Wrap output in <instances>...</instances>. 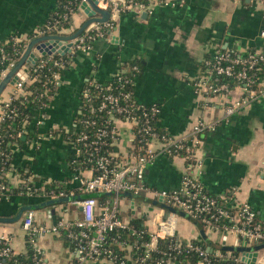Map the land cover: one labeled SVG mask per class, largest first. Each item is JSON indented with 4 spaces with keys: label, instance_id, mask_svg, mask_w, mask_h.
<instances>
[{
    "label": "crops",
    "instance_id": "1",
    "mask_svg": "<svg viewBox=\"0 0 264 264\" xmlns=\"http://www.w3.org/2000/svg\"><path fill=\"white\" fill-rule=\"evenodd\" d=\"M61 5L62 0H0V43L6 44L15 36L29 43L32 37L42 34ZM87 18L79 7L71 15L72 29H79ZM221 50L264 52V0H171L139 15L134 11L122 12L110 37L97 39L90 50L75 53L73 64L62 74V83L48 103L45 119L30 124V129L35 131V145L27 152L18 148L13 153L11 188L21 186V175L33 174L41 181L69 182L71 188L78 189L77 183L70 182L73 145L65 136L57 135L58 130L77 129L81 91L90 80L105 85L124 64L135 61L141 66L133 88L135 98L140 104L160 106L161 128L181 136L200 120L209 125L197 150L195 166L204 188L221 200L232 197L236 202L249 204L264 219V98L228 116L224 100L212 94H200L195 86L206 61ZM13 89L9 85L0 101L9 99ZM240 95L241 90L236 89L230 100ZM118 131L119 141L114 151L124 154L133 142L132 128L119 122ZM187 168L188 161L183 156L160 155L148 168L146 182L157 190L178 189ZM36 200L17 192L0 201V214L14 215L21 206L35 204ZM135 203L134 208L129 198H123L124 219L151 210L143 201ZM37 211V221L47 224L54 223L60 213L69 219L83 216L81 206L70 202L56 209L52 206ZM162 214L166 218L163 210ZM23 219L0 224V233L10 238L16 254L27 252ZM152 220L145 217L149 230L155 231L157 226ZM170 221L169 229L181 240L202 237L198 227L187 218L173 215ZM207 234L219 244L246 243L234 233L221 235L209 231ZM37 239L47 264H69L77 257L62 234L41 235ZM86 264L111 262L105 259ZM128 264L138 263L129 259ZM256 264H264V249L260 250Z\"/></svg>",
    "mask_w": 264,
    "mask_h": 264
},
{
    "label": "built area",
    "instance_id": "2",
    "mask_svg": "<svg viewBox=\"0 0 264 264\" xmlns=\"http://www.w3.org/2000/svg\"><path fill=\"white\" fill-rule=\"evenodd\" d=\"M170 1L100 0L99 5L111 11L110 20L103 24L98 22L90 24L85 29L84 34H81L72 41V51L66 54V59L61 54L59 58H54V54L56 53L47 55L37 54L38 60L36 62H29L24 66L25 71L23 75L13 84L12 95L9 99L0 101V124L10 120L9 127L12 130L0 136V143L4 138L9 137L12 140L10 143L11 153H14L18 149L17 137L27 133L25 127L29 121L23 122L21 130L18 131L16 129L17 124L15 120L18 116V106L14 104L16 101H20L22 105L30 102L35 103L33 121L36 122L37 120L38 124L43 122L48 103L57 87L62 83L60 69L73 64V56L76 52L90 50L97 39L108 38L102 28L103 25L111 29L109 32L110 37V34L116 28V23L122 12L134 11L139 15L143 11H150L155 5H166ZM74 12L70 9L68 13L59 16V18L54 17L52 23L48 24L41 33L64 34L66 31L70 33L74 32L71 26V15ZM64 23H68L69 27H64ZM12 40L14 43L25 42L23 45L25 52L28 45L25 39L15 36ZM259 63H264V52L262 51L236 52L235 56L229 51H218L212 60L206 61L201 77L195 83L196 89L200 94H212L220 97L225 103L228 102L229 104L225 105V113L231 116L251 103L264 98V76L261 78L256 72H253V69H256ZM15 65L16 58L9 55L5 50L4 44L0 43V81ZM132 69L137 71L138 65H135ZM217 75L236 78L241 95L233 98V100H229L228 95L223 93L228 89V85L218 84L216 82L217 79H214ZM114 79L118 80L122 87L123 84L134 85L135 83V80H132L122 70L113 76L112 80ZM35 82L41 85V90L31 87ZM89 83L98 86L94 80H90ZM108 89L111 90L112 86H109ZM230 93H233V91ZM81 104L80 113H82L84 106L88 105L90 116L77 117L75 124L77 129L74 132L58 130L57 134L67 136V140L73 145V156L75 158L73 161H70L73 171L70 182L77 183L78 189L74 190L71 188L68 184L69 182L41 181L35 175L30 174L21 175L22 183L17 189L18 194L33 197L42 202L68 197L69 195L75 196L76 192H80L81 194L115 192L117 194L121 191H130L155 199L162 198L167 204L185 210L194 217L201 216L202 221L213 234L217 232L221 235L234 233L240 238L252 242V244L264 242V219L260 218L257 212L247 203L236 202V199L232 197L226 198V200L221 202V199L210 196L204 190L202 182L195 173V166L198 161L197 150L200 144H202V140L198 137V134L208 129L209 126L205 121H198L190 132L181 136L170 133L159 134L156 131V125H152V122H154L160 113L159 106L140 104L135 98L134 90L127 92L121 90L118 95L107 94L98 106H94L90 92L87 89L81 97ZM103 112L109 114L107 119H104L103 115L100 114ZM114 114L122 117H115ZM119 122L128 124L133 132V142L130 143L129 148L124 154H116L114 151L119 141ZM86 128L92 129L85 131ZM93 130H96L95 134H92ZM71 135L74 136L73 141L70 140ZM108 135H112L114 138L111 143V146H114L112 150L107 148L109 144L105 138ZM30 143L31 146L35 145V140H30ZM184 148L189 162L180 187L175 190L150 188L146 182V173L148 168L155 163L157 157L160 155L175 156L179 150H183ZM0 156H3L6 161L10 159L9 152L6 153L5 150L0 149ZM83 156L89 157L84 164L92 163L95 168H75L76 171L73 170L74 164L78 160L84 162L82 160ZM11 169H4L2 171L1 178L4 181L0 183V192L4 194L5 198H9L10 195L15 194L16 190L11 188L9 182ZM52 185L54 187H48ZM60 187L70 188L71 191L61 189ZM122 200V197L116 195L112 202L104 207L99 206V202L94 196L74 200L70 203L81 206L83 212L82 218L69 219L60 213L56 221L51 224L37 221L38 211L29 210L24 215L22 227L36 253L43 254L41 260H44L45 264H47L46 256L37 244V236L62 234L63 231L76 243L73 252L77 257L69 264H86L90 261L105 259L110 261L111 264H115L118 262V257L108 246L109 234L119 232L120 230H132L130 220H126L119 215ZM60 205L62 204L57 206ZM135 205L136 203L133 204L132 202L131 206L135 208ZM57 206H54L55 209ZM154 209L147 210L144 214L148 220L152 218L151 222H154V225L157 226L155 231L149 230L150 239L148 242L139 244L138 240H135L131 245L122 239L120 235L111 238L112 246L130 250L131 254L128 255V260L132 259L138 264H151V261H153L152 254L160 252L158 247L159 239L171 237L177 242L176 247L174 246L176 249H181L183 246L182 240L169 229L171 227V216L165 219L163 214L161 215V209L153 211ZM220 218L229 219L231 225L221 229L219 227L217 229L214 228L215 223ZM156 219L160 220L156 222ZM135 232L136 230H133L131 233L135 234ZM141 234L142 232L138 233V235ZM0 240L7 245L1 252V256L10 259L16 254L10 238L0 233ZM186 242L185 246L187 248L196 249L192 241ZM141 246L144 248V252L139 254L135 249ZM218 255L228 258L230 254L225 256L218 253ZM237 260L243 261L241 253ZM163 263L179 264L172 258L157 261V264ZM0 264L7 263L0 261ZM120 264L127 263L121 261Z\"/></svg>",
    "mask_w": 264,
    "mask_h": 264
},
{
    "label": "trees",
    "instance_id": "3",
    "mask_svg": "<svg viewBox=\"0 0 264 264\" xmlns=\"http://www.w3.org/2000/svg\"><path fill=\"white\" fill-rule=\"evenodd\" d=\"M82 1L83 0H62V5L59 9L58 14L55 16V18H59V16H62L63 14L68 13L70 9H72L73 11H77L78 8L80 7ZM140 1H146L147 2V0H140ZM51 23H52V20L49 24H51ZM63 26L69 27V24L64 23ZM102 28H103L106 36L109 37V32L111 29H109V27H106L104 25L102 26ZM75 31L76 30H74V32ZM71 33H73V32H71ZM82 34H84V32ZM24 44H25V42L24 43L23 42L22 43H14L13 40H10L8 43L4 44L6 52L9 55L16 58V63L20 60L21 56L24 53V47H23ZM221 51L227 52L229 50H221ZM229 52L234 56L236 55L235 51H229ZM60 56L61 55L58 53L54 54V58H59ZM213 56L210 57L209 59L212 60ZM62 57H64L65 59L67 58L66 56H62ZM135 65H138L137 71L132 69ZM66 68L60 69V72L63 74L66 71ZM253 70H254L253 72H256L258 76L263 78V76H264V72H263L264 63H259L257 65V68L253 69ZM122 72H124L125 74H128V76L132 80H135L140 75V72H141L140 63L135 62V61H132L130 63H126L123 66ZM214 79H217L216 82L218 84H227L228 85V89L226 90V92H223V93L228 95L227 97L230 100V98H231L230 92L238 89V87H239L238 80L234 77H229V76H224V75H217L214 77ZM96 84L98 86H94V85H91V83H88L86 86H84V88L81 91V97H82L83 93L87 89L89 90L94 106H98L103 101L104 97L107 94L118 95L121 90L126 91V92L129 90H132V91L134 90L133 84H123V87H122L121 83L115 79L111 80L110 82H108L105 85L99 84L98 82H96ZM109 86H112L111 90L108 89ZM31 87L33 89L37 88V89L41 90V85L36 84V82ZM14 104L16 106H18L17 107L18 116L15 120V123L17 124L16 129L18 131L21 130L23 128V122L29 121L25 127V130L27 131V133L20 136V137H17V140H16L17 144H18V148L27 152L31 147L30 140H34L36 138L35 131L31 130L30 125H29L33 122V109L35 108V103L30 102L28 104L22 105L20 101H16V102H14ZM226 104L228 105L229 103L226 102ZM159 108H160V106H159ZM160 111H161V109H160ZM89 114H90V112H89L88 105H85L82 113H79L77 117L82 118L83 116H88ZM100 114L103 115L104 119H107L109 116V114L107 112H103ZM159 114H158L157 118L154 120V122H152V125L153 124H154V126L156 125V131L159 134H168V132L166 130H164L163 128H161L159 125ZM114 116L119 117V118L122 117V116L117 115V114H114ZM10 122H11L10 120H7L6 122L0 124V136L12 131L11 128L9 127ZM87 129H92V128H86L85 131ZM109 129H111V128H109ZM95 133H96V130H93L92 134H95ZM204 134H205V130L203 132L199 133L198 137L200 139H203ZM24 136H25V139H23ZM65 137H67V136H65ZM73 139H74V136L71 135L70 140L73 141ZM105 139L107 140V142L109 144L107 146V148L112 150V148H114L113 145L111 146V143L114 140L113 136L108 135V136H106ZM11 142H12V140L9 137H6L0 143V149L5 150L6 153L9 152V155H10V159L7 161L5 160V158L3 156H0V183L4 181V179L1 178L2 171L4 169H11V167H12V160H13L14 154L11 153V147H10ZM135 143H136V141H135ZM190 145H191V142H190ZM178 155L185 157L188 161L187 154L185 152V148L183 150H179V152L175 156H178ZM74 158L75 157L73 156L70 161H73ZM88 159H89L88 156H83L82 160H84V162H80L81 160H78V162H76L74 164L73 170H75V168L76 169H80V168L84 169V168L94 167V164H92V163L84 164V163H86V161ZM23 168H18V169H19V171L22 172L24 170ZM48 187L52 188V187H54V185L48 186ZM60 188L66 189L68 191L70 190V188H66V187H60ZM204 190L210 196L214 197L206 189H204ZM17 192H18V190L16 189L15 193H17ZM95 194L96 193L94 192L92 195H95ZM75 195H81V193L76 192ZM96 198L99 202V206H101V207L107 206L114 199V197H107V196H96ZM5 200H6V198H5L4 194L2 192H0V201L4 202ZM37 202H39V200H36V203ZM221 202H223V200H221ZM119 215L122 216V213L120 212ZM195 218H197V220L200 222V224L205 229V231L209 232V228L202 221V217L197 216ZM130 224L132 226V230H120L119 232H113V233L109 234L108 246L110 249L113 250L114 254H116L118 257V262L115 264H120L121 261H124L125 263L128 264V255L131 254V252L128 249H121V248H118L117 246H114V245L112 246V244H111V238L112 237L120 235L122 239L126 240L131 245L135 242V240H138V243L142 244V243L148 242V240L150 239V236L148 233L149 228L145 223V216L144 215L130 216ZM215 224L216 225L214 228L217 229V227H219L221 229V228H225V227H228L229 225H231V222L227 218H220L218 220V222H216ZM133 230H136L135 234L131 233V232H133ZM75 231H77V229H75ZM140 232H142V234L138 235V233H140ZM62 237H63L64 241L71 247V249L74 250L76 247V243L73 240H71L66 235V233L64 231L62 232ZM181 242L183 245L182 248L176 249L175 247L177 245V242L173 238L166 237V238L159 239L158 247L160 249V252H154L152 254L153 261H151V264H157L158 260H160V259L165 260L167 258H172L174 261L178 262L179 264H198V263H203V264H247L244 261L237 260L238 256L240 255V252L238 250H225L222 248L221 249L215 248L213 250V252H211V253L207 252V248H208L209 243L207 241H205L203 237L192 240V243L196 249L187 248L185 246L187 242L184 240H182ZM6 246L7 245H5L3 243V241L0 240V261H2L3 263H7V264H45L44 260H41L43 254H37L36 253V251L34 250V248L31 245V243L29 242V239L26 240L27 252L25 254L24 253L14 254L10 259H6L5 257L1 256V252L4 250V248H6ZM135 251L139 254H142L144 252V248L141 246L139 248H136ZM218 253H221L225 256L226 255L228 256L229 254L230 255L228 258H226V257H220L218 255ZM163 264H165V263H163Z\"/></svg>",
    "mask_w": 264,
    "mask_h": 264
},
{
    "label": "water",
    "instance_id": "4",
    "mask_svg": "<svg viewBox=\"0 0 264 264\" xmlns=\"http://www.w3.org/2000/svg\"><path fill=\"white\" fill-rule=\"evenodd\" d=\"M100 0H83L81 7L86 12L88 18L84 24L71 34H41L36 35L31 38L27 48L20 60L16 65L4 76L0 81V98L3 92L7 89L9 85L15 84L19 77L24 73V66L29 62H36L38 60L37 53L42 55L59 53L63 56H66L67 53L72 51L73 40L79 37L85 29L92 23H106L111 18V11L109 9L102 8L100 5ZM145 13V12H144ZM25 139V136L23 137ZM95 195L90 194H81L75 196H68L58 199H51L42 201L39 203H28L24 204L19 208L16 214L14 215H4L0 214V224H12L19 222L29 210H40L42 208L54 207L59 204H64L72 202L74 200L85 199L88 196H107L115 197H126L132 200L133 204L139 200L147 203L150 206V209L158 208L164 211L166 218H169L172 215L182 216L193 222L201 232L202 237L205 241L209 243L207 251L209 253L213 252L215 248H222L225 250H238L242 254V260L247 264H256L257 258L259 256L260 250L264 249L263 243H255L247 241L244 245L237 243L236 245H228L224 241L222 244L215 243L207 234L205 229L202 227L200 222L190 213L185 210L176 208L164 202L162 198L155 199L149 196L136 194L130 191H121L119 193L115 192H95Z\"/></svg>",
    "mask_w": 264,
    "mask_h": 264
}]
</instances>
